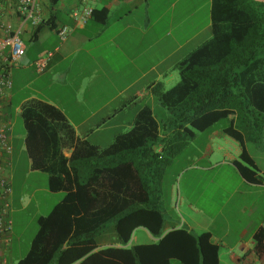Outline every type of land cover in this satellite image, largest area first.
<instances>
[{
    "label": "trees",
    "instance_id": "16d2710c",
    "mask_svg": "<svg viewBox=\"0 0 264 264\" xmlns=\"http://www.w3.org/2000/svg\"><path fill=\"white\" fill-rule=\"evenodd\" d=\"M212 12L213 37L178 65L179 84L170 90L159 84L152 91L171 116L167 123L148 106L130 132L100 148L78 140L57 108L25 105L32 170L48 174L49 190L66 196L39 218L30 251L18 264H220L221 249L210 233L196 236L185 227H168L162 195L168 167L182 148L222 122L228 123L224 133L243 148L235 163L242 176L264 184L246 150L264 131V3L213 0ZM108 14L93 12L103 24ZM5 68L0 61V71ZM13 116L3 115L7 122ZM139 228L157 242L133 246ZM110 230L117 240L103 247L99 239ZM255 242L253 253L262 257L263 229Z\"/></svg>",
    "mask_w": 264,
    "mask_h": 264
},
{
    "label": "crops",
    "instance_id": "0c3cea01",
    "mask_svg": "<svg viewBox=\"0 0 264 264\" xmlns=\"http://www.w3.org/2000/svg\"><path fill=\"white\" fill-rule=\"evenodd\" d=\"M4 3V21L12 31H21L26 47L22 64L11 68L13 89L0 107L3 115L14 113L10 120L14 152L5 173L13 165L19 118L27 152L22 118L26 104L42 102L57 108L74 127L78 140L107 148L117 136L132 130L143 109L150 106L156 112L153 89L159 84L165 90L176 87L178 65L213 37V0L208 39L204 0H38V12L49 24L39 34L32 23L22 24L15 0ZM105 9L109 14L104 24L94 15L85 24L75 18L76 13ZM64 27L72 29L66 41L59 36ZM48 53L54 57L40 74L35 63ZM204 134L207 139L197 163L185 170L189 177L184 220L181 224L170 218L168 227H185L196 236L210 233L221 249L220 264H264V250L262 257L253 253L255 235L264 230V184H253L242 176L235 163L243 148L223 128L198 133L193 141ZM246 150L264 178V131L259 142L246 143ZM65 155L70 157L71 152ZM55 194H65L62 200L66 196L65 192ZM141 229L147 236L136 237L133 246L157 242L146 229L136 231ZM106 236L103 247L115 244ZM11 247L12 243L8 250Z\"/></svg>",
    "mask_w": 264,
    "mask_h": 264
},
{
    "label": "rangeland",
    "instance_id": "374dc122",
    "mask_svg": "<svg viewBox=\"0 0 264 264\" xmlns=\"http://www.w3.org/2000/svg\"><path fill=\"white\" fill-rule=\"evenodd\" d=\"M199 1V0H198ZM204 26L206 28L205 38L211 35L210 29V0H204ZM213 24V23H212ZM206 39V40H207ZM176 81H181V75L178 71L175 75ZM156 114L159 120L167 123L171 117L168 112L157 102ZM227 122L218 124L215 129L223 128ZM15 137L18 140L15 146V154L13 165L6 170L9 176L13 196L11 218L13 221V242L11 250L7 252V260L10 264H18L24 259L30 251L32 242L39 231L38 220L40 217L48 216L53 208L62 200L65 194L57 195L52 193L49 186V175L39 171H33L30 166V159L25 150L24 139L25 130L21 118L18 119V125L15 131ZM207 134L200 136L196 142L191 141L188 146L182 148V151L174 159L173 163L168 167L167 173L163 181V210L166 213L168 226L170 218L174 221L178 220L181 224L184 220V197L185 185L189 175L185 170L198 161V154L204 149V141ZM63 195V197H62ZM187 195V193H186ZM220 200V197L217 201ZM195 201V199H194ZM196 202V201H195ZM201 206V205H199ZM145 230L136 231L133 240L139 235L144 236ZM106 237L115 242L117 237L110 230ZM100 242H104L101 237ZM147 239L143 240L146 242ZM142 242V241H141ZM138 244V243H135ZM175 264H180L176 262Z\"/></svg>",
    "mask_w": 264,
    "mask_h": 264
},
{
    "label": "built area",
    "instance_id": "2783aa9c",
    "mask_svg": "<svg viewBox=\"0 0 264 264\" xmlns=\"http://www.w3.org/2000/svg\"><path fill=\"white\" fill-rule=\"evenodd\" d=\"M17 14L22 24L32 23L39 27L44 23L38 12V0H15ZM6 6L4 0H0V61H4L5 69L0 71V107L13 89L11 68L20 66L25 56L26 47L21 39V31H12L4 21ZM93 16V10L84 14H75V18L85 24L87 19ZM72 29L64 27L59 30L62 41H66L71 35ZM9 53V54H8ZM54 57V53H48L35 63L40 74L45 73ZM11 123L4 120L0 109V264H10L5 257L6 251L12 243L13 221L11 218L13 196L12 184L5 173L8 159L13 155L14 149L10 143Z\"/></svg>",
    "mask_w": 264,
    "mask_h": 264
},
{
    "label": "water",
    "instance_id": "95a60500",
    "mask_svg": "<svg viewBox=\"0 0 264 264\" xmlns=\"http://www.w3.org/2000/svg\"><path fill=\"white\" fill-rule=\"evenodd\" d=\"M254 1L264 3V0H254Z\"/></svg>",
    "mask_w": 264,
    "mask_h": 264
}]
</instances>
